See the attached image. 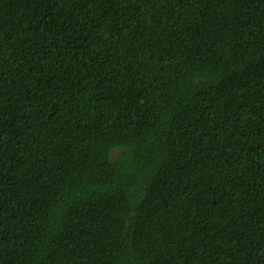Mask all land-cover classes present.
<instances>
[{
  "label": "trees",
  "instance_id": "obj_1",
  "mask_svg": "<svg viewBox=\"0 0 264 264\" xmlns=\"http://www.w3.org/2000/svg\"><path fill=\"white\" fill-rule=\"evenodd\" d=\"M0 264H264V0H0Z\"/></svg>",
  "mask_w": 264,
  "mask_h": 264
}]
</instances>
